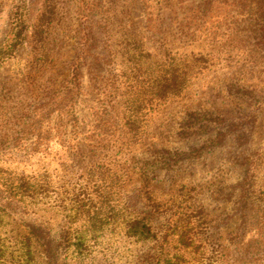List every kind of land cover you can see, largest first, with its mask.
Here are the masks:
<instances>
[{
	"label": "rangeland",
	"instance_id": "obj_1",
	"mask_svg": "<svg viewBox=\"0 0 264 264\" xmlns=\"http://www.w3.org/2000/svg\"><path fill=\"white\" fill-rule=\"evenodd\" d=\"M47 1L48 22L36 33ZM86 1L98 6L88 17L91 25L76 0H0V42L13 5L26 11L23 42L0 62V168L47 175L56 192L53 206L13 213L9 234L37 219L56 239L66 229L99 236L93 260L83 264H134L136 255L152 249L122 236V199L125 214L147 213L157 236L167 237L164 253L179 254L185 264H264V208L242 213L237 201L240 182L253 192L264 188V5L255 23L241 1L206 8L187 0L196 10L179 13L187 26L178 29L169 9L155 2ZM150 9L159 10V28L145 23ZM84 26L98 42L90 56L84 54L76 85L66 87ZM127 39L150 55L137 50L128 61L120 49ZM111 52H117L113 61L100 58ZM191 53L202 55L198 65L204 68L178 94L165 97L162 82L154 87L164 72L153 63ZM65 88L71 94L59 102L55 94ZM65 103L76 117L68 123L52 111ZM92 139L99 148L90 146ZM170 155H177L171 157L175 165L165 168ZM143 159L157 167L147 178L140 175ZM93 163H99L94 172ZM62 183L68 191L86 190L96 215L108 216L109 224L95 227L82 218L69 228L58 203ZM64 261L79 264L59 254L56 264Z\"/></svg>",
	"mask_w": 264,
	"mask_h": 264
},
{
	"label": "trees",
	"instance_id": "obj_2",
	"mask_svg": "<svg viewBox=\"0 0 264 264\" xmlns=\"http://www.w3.org/2000/svg\"><path fill=\"white\" fill-rule=\"evenodd\" d=\"M139 1H142V4L147 1L155 2V4L157 3V5L160 6L158 9L168 8L172 13L170 20L177 25L178 29L187 26V24L184 23V17H181L179 13L186 11L194 12L196 10V7H194L193 4L187 0ZM215 1L219 4L230 5H235V2L237 3L238 1L239 3V1H241L242 6H246L249 11H252L249 16L255 23L257 18L259 21L262 16L260 7H263L264 0H200L198 4L207 8ZM87 2L88 1L86 0H76L78 7H80L79 14L85 16L86 19L91 16V11L93 12L94 8H96L95 10L98 8L96 2L93 3V6H95L92 8H90L89 5L87 6ZM51 7L52 5L49 1H47L44 12H42L40 19L35 26L36 33L42 32L45 23L48 22L49 17L47 14L50 12L48 10ZM158 12L159 10L154 9H150L145 12V23H147L148 28L151 24H153V27L159 28V21L161 19L158 16ZM156 14L157 17L155 18L154 16ZM25 15L26 11L24 5L19 3L13 5L10 11L9 28L6 37L0 42V62L3 59L12 56L15 49L23 42L24 31L26 29ZM189 18L194 19L193 17ZM85 22L88 25H91V18H88ZM90 27L91 26H88V28ZM91 28L89 30H91ZM79 31L80 33H83L78 37V49L69 65L70 73L69 78L65 83L66 87H70L76 83V80L79 78L81 67L85 64L84 54L90 56L92 54L91 50L95 48L94 46H96L98 42L96 39H92L90 32L87 30V26L82 27ZM124 41L125 42H122V45H120L121 55L125 56L128 61L133 60L135 58L136 51L138 50L137 43L139 42L135 39H133V41L130 39ZM116 53H107L106 55L104 54L100 56V58H102V60L106 58L111 62L114 60ZM169 54L163 63H153L156 68L158 67V70L162 69L164 72L161 79L160 77L154 79V87L156 85L158 86V84L162 82L161 89L163 90V94L165 92V97H172L173 95L178 94L180 89L185 88L190 78L198 73L199 70L204 68L203 66L198 65L199 62L202 61L201 54L191 53L183 55L177 62H175L176 60L169 56ZM137 55L144 57L150 55V52L143 46V44L140 43ZM152 91L153 95H157V92L160 90L154 88ZM69 94H71V91H69V88H65L60 94H55V96L56 98L58 97L60 102L61 98H68ZM65 104L66 106L63 107H54L52 111L57 113L58 120L62 122L63 120H67L68 123L69 121H72V118L76 119V117L73 116L71 105L67 106V103ZM45 108L46 106L42 105L36 107L35 110H44ZM128 110L133 111L131 108ZM124 124L129 123L125 122ZM103 125L104 127L107 126V128H109L107 123H104ZM25 127H27L26 130L29 132L34 129L31 122ZM95 128L96 130L101 129L99 124H97ZM96 130L92 131V133H97ZM89 144L91 147L98 148L101 145L100 141L97 139H92V143ZM167 152L171 153L168 149ZM171 157L176 158L177 155H170V158L164 161L163 167L171 168L175 165V162H172ZM90 167V170L94 172V168L99 167V163H93ZM139 167L141 168L140 175H142L143 178H147L149 173L153 172L157 168L152 161L150 162L147 159L141 160ZM89 173L90 172H88V174ZM87 180L88 179L86 177L84 181ZM64 183H62V187H60L58 203L63 210L64 217L66 219V223L69 224V228L71 224L82 218L90 221L91 225L95 227L101 226V224L104 226L109 224L108 216H100V213L96 215L98 208L95 207L94 200L86 190L85 192L79 190L73 192L68 191L64 186ZM54 188L55 187L51 184L47 175H36L33 173H25L24 171H8L7 169L0 168V262L2 264H56L57 257L61 253L69 255L79 264H83L88 260H93L92 242H95L99 237L95 234L87 235L80 232L76 233V235H71L69 230L66 229L65 232L60 235V238L56 239L54 236L55 234L52 233V229L47 225V223L37 219L31 222H25L23 228L16 229L15 231H12L13 234H9L8 226L12 222L13 213H17L19 211V213L22 214H29L40 204L53 206V200H55L54 194L56 193ZM239 188L240 195L237 200L239 204V212L244 213L245 210H250L252 207L262 206L264 208V188L258 190L257 192H253L249 190V188H244L241 182ZM69 200L72 202L68 203ZM127 206L128 204L126 205L124 201L120 199V206L117 210L121 211L119 223L121 224L120 227L122 229V236L129 240L147 243L152 249L136 255L134 264H185L183 257L179 254L174 253L171 256H168V254L164 253L163 241L167 242V237L163 236L162 239H160V236H157L153 230L151 221L148 219L149 215L145 212L146 214L144 216H129L125 214ZM72 208L74 209L73 215L70 213ZM244 223L245 219L243 218L241 220L242 225H239L241 228L239 229H243V226H245ZM234 238L235 237H232V240ZM177 241H183V237L181 238L180 235ZM65 263L66 262L64 261L63 264Z\"/></svg>",
	"mask_w": 264,
	"mask_h": 264
}]
</instances>
